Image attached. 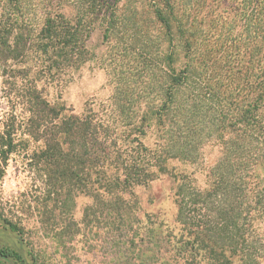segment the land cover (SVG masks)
Instances as JSON below:
<instances>
[{"label":"trees","instance_id":"trees-1","mask_svg":"<svg viewBox=\"0 0 264 264\" xmlns=\"http://www.w3.org/2000/svg\"><path fill=\"white\" fill-rule=\"evenodd\" d=\"M162 1L166 8L162 2L154 13L168 43L164 75L147 59L120 61L110 108L80 114L54 104L31 83L22 94L26 130L43 143L38 157L56 189L85 192L124 222L138 201L123 194L170 174L178 225L164 234L173 253L165 264H261L264 258L246 245L249 226L264 213V0H186L183 9L179 0ZM116 9L114 0H0V60L31 58L53 78L78 70L92 57L88 40L97 25L106 41L112 39ZM119 48L115 62L131 53ZM136 101L142 103L138 114L132 111ZM13 118L0 132L3 163L16 146ZM149 129L158 131L153 146L143 140ZM211 133L226 154L201 188L168 161H197ZM0 220L21 233L1 212ZM152 231L158 236L163 229ZM0 258V264H41L36 254L29 261L5 246Z\"/></svg>","mask_w":264,"mask_h":264},{"label":"rangeland","instance_id":"rangeland-1","mask_svg":"<svg viewBox=\"0 0 264 264\" xmlns=\"http://www.w3.org/2000/svg\"><path fill=\"white\" fill-rule=\"evenodd\" d=\"M114 1L118 24L113 37L106 41L101 26L97 25L88 40L92 57L80 69L53 78L40 72V66L31 58L10 59L5 63L0 60V132L9 128L13 116L17 120L16 146L7 163L0 157V212L21 228L18 234L0 220V247L14 248L29 261L36 254L41 264H165L173 256L164 237L166 231L178 225L176 183L170 174L123 194L130 203L138 201L131 219L124 222L113 211L108 215L107 205L95 204L93 197L85 192L66 193L62 188L56 189L47 176L46 163L38 157L43 143L30 136L25 127L29 113L22 94L31 83L54 104L80 114L89 107L110 108L120 85L113 73L117 64L131 60L135 64L134 57L139 61L147 59L150 69L165 74L160 65L164 63L162 57L168 43L154 13L162 2L166 8L165 2ZM184 2L179 0L181 9L185 8ZM124 46L131 53L126 57L120 55L115 62V52ZM14 101H17L15 106ZM132 106V111L138 114L142 103L136 101ZM157 132L147 130L144 142L155 145ZM206 137L197 161L179 158L168 161L172 171L185 172L192 184L195 182L201 188L209 181V168L226 154L221 145L213 142L216 137L212 133ZM242 209H248V205L242 204ZM158 225L163 229L162 235L153 236L152 228ZM249 227L252 234L246 250L264 258V213ZM175 263L193 264L184 259Z\"/></svg>","mask_w":264,"mask_h":264},{"label":"flooded vegetation","instance_id":"flooded-vegetation-1","mask_svg":"<svg viewBox=\"0 0 264 264\" xmlns=\"http://www.w3.org/2000/svg\"><path fill=\"white\" fill-rule=\"evenodd\" d=\"M5 247H7V246H5ZM2 260H3V259L0 258V261H2ZM26 260H27V259H26ZM7 261H11V262H12L11 264H18V263H19V264H22V263H20V262H15V261H13V260H6V262H7ZM5 264H6V263H5Z\"/></svg>","mask_w":264,"mask_h":264}]
</instances>
